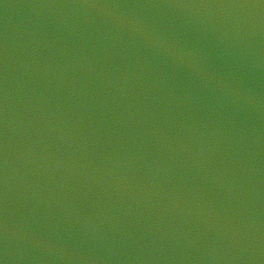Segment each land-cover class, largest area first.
<instances>
[{
	"label": "snow or ice",
	"instance_id": "1",
	"mask_svg": "<svg viewBox=\"0 0 264 264\" xmlns=\"http://www.w3.org/2000/svg\"><path fill=\"white\" fill-rule=\"evenodd\" d=\"M0 264H3V262H2V261H0Z\"/></svg>",
	"mask_w": 264,
	"mask_h": 264
}]
</instances>
